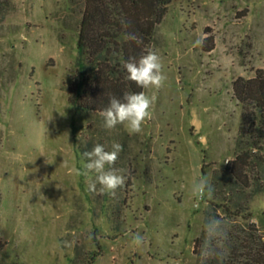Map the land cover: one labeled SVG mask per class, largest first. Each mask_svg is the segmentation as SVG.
<instances>
[{
    "label": "rangeland",
    "instance_id": "1",
    "mask_svg": "<svg viewBox=\"0 0 264 264\" xmlns=\"http://www.w3.org/2000/svg\"><path fill=\"white\" fill-rule=\"evenodd\" d=\"M72 1L9 0L0 13V264H203L205 242L226 251L250 224L264 237V117L235 92L264 71V0H175L152 46L167 79L145 90L152 118L134 135L70 103ZM113 143L105 167L125 184L90 190L82 154ZM243 153L249 188L227 170Z\"/></svg>",
    "mask_w": 264,
    "mask_h": 264
},
{
    "label": "trees",
    "instance_id": "2",
    "mask_svg": "<svg viewBox=\"0 0 264 264\" xmlns=\"http://www.w3.org/2000/svg\"><path fill=\"white\" fill-rule=\"evenodd\" d=\"M72 2L81 4L83 11L77 43L80 58L72 81L70 103L82 110L101 113L112 96L122 99L126 92H145L146 89L126 79L123 63L130 57L138 59L147 49L152 50L156 30L175 0ZM8 6L9 0H0V13L4 14ZM128 33H135L142 43L126 39ZM235 92L241 103L250 100L264 117V71H259L254 79L240 87L236 83ZM253 148H258V144ZM250 159L248 153H243L227 165L235 182H243L248 188L251 180L247 171L236 166L247 165ZM241 232L244 236L235 230L227 233L228 240L224 241L226 251L219 250V243H213V240L205 242L207 247L210 246V252L203 255V264H264V237L256 225L250 224L246 231ZM101 254L102 251L95 256ZM91 264H94V259Z\"/></svg>",
    "mask_w": 264,
    "mask_h": 264
},
{
    "label": "clouds",
    "instance_id": "3",
    "mask_svg": "<svg viewBox=\"0 0 264 264\" xmlns=\"http://www.w3.org/2000/svg\"><path fill=\"white\" fill-rule=\"evenodd\" d=\"M125 38L135 41L137 44L142 43L135 33H128ZM199 43L200 41H197V44ZM123 67L127 73L126 79L142 89L159 90L167 79L163 72L161 57L151 49H147L138 59L130 57L123 63ZM155 100V95L149 96L144 91L126 92L122 99L116 96L110 97L108 106L100 113L104 127L112 129L119 124L125 127L129 135L141 133L143 125L152 118L151 109ZM121 150L122 145L119 143H113L111 151L105 150L101 144H96L90 151H85L82 154L87 160L85 174L92 172L96 174L90 190H95L98 183L101 186V193L107 191L115 195L116 190L125 184V177L118 174L117 169L109 167L106 170L105 167L106 165H115ZM203 187L202 183L199 186V191L202 192ZM139 242L140 237L137 235L134 238V243L138 244Z\"/></svg>",
    "mask_w": 264,
    "mask_h": 264
}]
</instances>
